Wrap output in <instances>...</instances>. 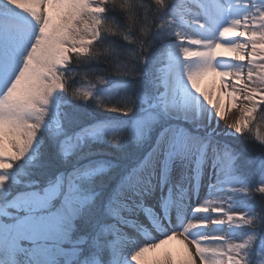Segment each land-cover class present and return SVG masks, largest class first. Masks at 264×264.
<instances>
[{"label": "snow or ice", "instance_id": "obj_1", "mask_svg": "<svg viewBox=\"0 0 264 264\" xmlns=\"http://www.w3.org/2000/svg\"><path fill=\"white\" fill-rule=\"evenodd\" d=\"M196 257L264 264V0H0V264Z\"/></svg>", "mask_w": 264, "mask_h": 264}, {"label": "bare ground", "instance_id": "obj_2", "mask_svg": "<svg viewBox=\"0 0 264 264\" xmlns=\"http://www.w3.org/2000/svg\"><path fill=\"white\" fill-rule=\"evenodd\" d=\"M211 78L207 81H205V83L202 85V88H211ZM226 108H225V116L226 119L221 121V124L224 125L226 123H228L229 121L235 119L238 115V109L234 108V107H230L227 106V99H226ZM149 239L151 237H148ZM140 241L137 240V243H139ZM185 241H182V239H177L176 241H169V243L167 245H165L164 247L167 249H170L172 251H174L179 257L184 258V245H185ZM189 248L191 249V251L193 252V255H195V248L192 245H189ZM151 255V254H149ZM197 259V264H199V258L196 257Z\"/></svg>", "mask_w": 264, "mask_h": 264}, {"label": "trees", "instance_id": "obj_3", "mask_svg": "<svg viewBox=\"0 0 264 264\" xmlns=\"http://www.w3.org/2000/svg\"><path fill=\"white\" fill-rule=\"evenodd\" d=\"M239 144L243 150H245L248 154H251L252 149L246 144V142H241ZM257 202H259V197H257Z\"/></svg>", "mask_w": 264, "mask_h": 264}, {"label": "rangeland", "instance_id": "obj_4", "mask_svg": "<svg viewBox=\"0 0 264 264\" xmlns=\"http://www.w3.org/2000/svg\"><path fill=\"white\" fill-rule=\"evenodd\" d=\"M256 121H257L258 127H261V124L259 122V115L256 116ZM237 143H241V142H237ZM251 154H252V151H251Z\"/></svg>", "mask_w": 264, "mask_h": 264}]
</instances>
